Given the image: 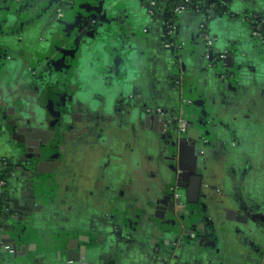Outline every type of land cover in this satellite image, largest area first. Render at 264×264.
<instances>
[{
	"label": "crops",
	"instance_id": "0c3cea01",
	"mask_svg": "<svg viewBox=\"0 0 264 264\" xmlns=\"http://www.w3.org/2000/svg\"><path fill=\"white\" fill-rule=\"evenodd\" d=\"M204 6L206 14L189 8L175 13L172 0H0V107L23 95L9 100L11 66L23 60L11 54L27 52L28 64L48 50L60 61L57 51L68 31L77 68L62 82L78 93H71V114L87 145L84 156L68 159L74 174L47 173L53 183L32 198L25 175L14 172L8 179L0 196L5 222L16 221L11 201L19 213L27 212L19 204L31 211L34 222L17 252L5 241L9 232L0 233V264H264V238L250 234L246 221L247 213L262 211L264 197V46L249 18L264 22V0H209ZM52 14L63 20L51 21ZM171 19L182 58L172 47ZM203 23L214 50L234 54L231 83L207 68ZM40 35L49 41L42 44ZM180 97L192 103L191 138L207 136L216 157L204 179L211 188L182 201L185 209L177 215L166 211L163 199L176 164L149 147L146 137L157 136L144 128V118L155 108H175ZM12 132L0 114V162L17 147ZM111 149L115 156L106 161ZM250 163L253 173L244 171Z\"/></svg>",
	"mask_w": 264,
	"mask_h": 264
},
{
	"label": "flooded vegetation",
	"instance_id": "af4514ba",
	"mask_svg": "<svg viewBox=\"0 0 264 264\" xmlns=\"http://www.w3.org/2000/svg\"><path fill=\"white\" fill-rule=\"evenodd\" d=\"M214 8L216 11L218 10L216 5ZM51 19V21L60 22L63 20V16L59 17L56 14H52ZM254 25L258 28L255 30L258 34L254 36L264 46L263 28L260 27L258 22H255ZM172 27H174V30H171ZM168 30L173 50L177 56L182 58L184 46L179 40V30L175 19L169 21ZM200 33L202 36L207 34L206 29L200 27ZM69 37L68 31L62 34V43L57 51L61 54L60 61L54 59L55 55H51V52L48 50L42 51L44 56L38 52L37 57L28 62V64H26V61H23L28 56L27 52L20 51L11 54L14 59L15 55L18 54L19 56V53H21L23 60H21L22 62L18 60V62H14L11 66L13 68L9 73V100L12 101L17 96L15 94L21 95L22 93L23 95L19 97V102L13 103L14 101H12V104L10 103L11 105L6 108L0 107V114L6 125L13 130L11 137L17 145L10 158L0 162V179L4 181L2 190L7 187L8 179H10L14 172L22 173L23 177L26 174V178L21 177L25 179L26 189L28 188L27 184L40 181L42 184L40 190L43 188L46 190L53 181L47 179L44 175L49 174L50 178H52V173L54 176L74 174V168L68 165L72 161H68V159L82 157L87 152L85 148L87 145H83L84 142L80 140L82 130L75 128L74 121L77 115L71 114V93H74V96H77L78 93L74 92L73 86L68 85V87L64 84L65 82H62L64 78L73 77L77 68V65L74 63V47ZM38 41L45 44L49 41V38L47 35L44 37L40 35ZM203 42L204 50H207L209 47L206 46L205 41ZM228 52L229 50H225L223 53L228 54ZM204 58L208 59L209 54L206 53ZM5 60L10 62L9 57L5 56ZM18 77L21 80L18 85L19 87L16 88L14 82ZM176 85V90L180 93L182 90L180 77ZM59 91H64V93L60 95ZM84 96L89 97L87 92ZM191 104V101L187 98L180 97L179 103L175 108H155L151 114L146 115L144 118V128L152 132L154 131L157 136V140L154 143L155 147L145 142L149 147L155 149L158 158L168 162L167 164H176L172 186L163 197L167 202L166 211L170 207V197L177 195L178 198H183L182 201L185 200L188 203L191 200L193 201V196L199 195L202 190L211 188L204 182V179L206 177L207 166L209 163L213 164L215 162L216 154L212 150L213 147L208 145L207 136H199L196 139L191 138L190 134L193 129L189 116ZM114 107L118 109L120 105L114 104ZM180 111L186 117L187 128L182 134L178 133L177 122L175 121V115ZM87 131L89 132V129ZM36 150H38L40 157L36 154ZM113 150L111 149L105 156L106 161L115 156L114 152H112ZM181 150H183L184 155L180 161L179 154ZM189 151H191L192 160L188 158ZM194 151L196 153L195 158L193 157ZM224 151L230 154L234 153L236 149L225 148ZM244 171L253 173L256 169L250 163L244 166ZM32 174L37 175L38 178L28 180L29 177L33 176ZM13 176L15 177V174ZM48 180L50 181L47 182ZM184 191L188 194V197L182 196ZM261 203L262 211L256 212L254 210V212L247 213L248 218L246 221L250 234L252 233L253 235L255 233V235H261L264 238V197ZM183 207L184 205L176 206L174 210L181 209L180 212H182L185 209ZM1 208L0 220L3 221L5 214L1 211ZM180 212L176 213L180 214ZM249 216L252 217L249 218ZM179 222L182 225L184 220H179ZM261 255L264 256V252Z\"/></svg>",
	"mask_w": 264,
	"mask_h": 264
},
{
	"label": "water",
	"instance_id": "95a60500",
	"mask_svg": "<svg viewBox=\"0 0 264 264\" xmlns=\"http://www.w3.org/2000/svg\"><path fill=\"white\" fill-rule=\"evenodd\" d=\"M249 18H250L251 25L254 26L253 29L257 30L258 28L257 29L255 28L256 25H254V23L258 22L259 20H262L261 19L262 17L259 18V16L258 17L252 16ZM259 25H260V27L263 28L262 24H259ZM201 40L204 41V38L202 37ZM214 46H215V41L207 50L204 51L205 54L206 53L209 54V58L206 59L207 68L209 70L217 69V71H214V72H216L217 76L219 78H224L223 80H226V81L231 83L235 79L234 74L232 73V71H230V70H232L231 68H233L234 54L229 50L228 54H225V57L221 61L217 60L215 58L218 57L219 55H221L224 51L216 52L214 50ZM209 65H211V67H208ZM35 133H37V132H35ZM36 154L40 157V155L38 154V150H36ZM24 175L26 176V174H24ZM31 178H38V176L34 174L33 176L29 177L28 180H31ZM27 186H28L27 190L29 191V196L32 198L33 193L38 192V189L40 190L42 184L40 181H35L33 183L27 184ZM2 192H3V190L0 192V196H1ZM169 202H170L169 203L170 207H169L168 211H169V213H172V214H177L176 211L174 210V208L176 206H183L184 205L182 203L181 198L176 199L174 196L169 198ZM19 207L27 210V212L19 213L18 210L15 209L14 202L11 201L10 210L14 214L13 218L16 221L14 220L15 222L13 224H8V222H5L6 218H4L0 224V233L2 231H6V232H9L10 235H12V237H9L10 235L8 234V236H6L5 241L13 244V249L15 252H17V248H16L17 243H25L29 239L30 234L27 231H28V229H30L29 227H30L31 223L34 222L33 219L31 218L32 217L31 211L29 212V210L24 205L19 204ZM1 211H2V208H1ZM177 215H181V214H177ZM178 220L183 221V218H178ZM180 228H182L180 230L184 229L182 226Z\"/></svg>",
	"mask_w": 264,
	"mask_h": 264
},
{
	"label": "built area",
	"instance_id": "2783aa9c",
	"mask_svg": "<svg viewBox=\"0 0 264 264\" xmlns=\"http://www.w3.org/2000/svg\"><path fill=\"white\" fill-rule=\"evenodd\" d=\"M145 1L146 2H155L157 0H145ZM205 2H207V0H172L173 6H174L173 9H174L175 13L180 12L183 8H189V9L193 10L195 13L206 14L209 12V8L204 6V4H206ZM203 6L205 7L204 9H203ZM201 28L205 29L204 23L201 25ZM255 28L257 29V27H255ZM171 30H174V27H172ZM257 34L258 33L256 32L255 35H257ZM202 37L204 38V41H205V44L207 47H210L214 43V39L209 37L207 34H204ZM206 57H207V55H206ZM224 57H225V54L222 53L221 55H219L215 59L221 61ZM208 67H211V65H209ZM175 121L177 122L178 133H181V134L184 133L187 129L186 128V117L181 111L175 115ZM3 186H4V181L2 179H0V192L3 189L2 188ZM175 198H178V196L176 195ZM0 224H1V220H0ZM3 248L5 250H9L8 246H4Z\"/></svg>",
	"mask_w": 264,
	"mask_h": 264
},
{
	"label": "rangeland",
	"instance_id": "374dc122",
	"mask_svg": "<svg viewBox=\"0 0 264 264\" xmlns=\"http://www.w3.org/2000/svg\"><path fill=\"white\" fill-rule=\"evenodd\" d=\"M262 48H264V47H262ZM139 137H141V134H139ZM147 139H148V144L149 145H152V146H154V143L156 142V141H153L154 140V138L155 137H146ZM151 138V139H150ZM123 143H125V140L124 139H120ZM157 140V139H156ZM155 147V146H154ZM195 156H196V153H195V151L193 152V157L195 158ZM188 158H189V160H192V154H191V151H189V155H188ZM205 183H208V182H205ZM209 185V184H208ZM210 186V185H209ZM252 216H249V218H251ZM250 221H252L251 219H250Z\"/></svg>",
	"mask_w": 264,
	"mask_h": 264
},
{
	"label": "trees",
	"instance_id": "16d2710c",
	"mask_svg": "<svg viewBox=\"0 0 264 264\" xmlns=\"http://www.w3.org/2000/svg\"><path fill=\"white\" fill-rule=\"evenodd\" d=\"M209 0H207V2H208ZM211 1V0H210ZM207 2H205L206 4H207ZM258 24H262L263 26H264V23H263V20H259L258 21Z\"/></svg>",
	"mask_w": 264,
	"mask_h": 264
}]
</instances>
